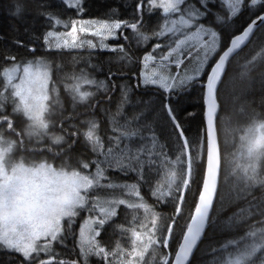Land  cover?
<instances>
[{
	"label": "snow or ice",
	"instance_id": "snow-or-ice-1",
	"mask_svg": "<svg viewBox=\"0 0 264 264\" xmlns=\"http://www.w3.org/2000/svg\"><path fill=\"white\" fill-rule=\"evenodd\" d=\"M118 2L126 14L88 20L73 18L84 0L6 5L27 38L0 40V264H264V0ZM85 44L66 72L60 53ZM229 100L243 124L224 166L244 204L222 219Z\"/></svg>",
	"mask_w": 264,
	"mask_h": 264
},
{
	"label": "trees",
	"instance_id": "trees-1",
	"mask_svg": "<svg viewBox=\"0 0 264 264\" xmlns=\"http://www.w3.org/2000/svg\"><path fill=\"white\" fill-rule=\"evenodd\" d=\"M11 0H0V40H3L6 36H11V35H19L21 39H26L27 37L23 33V31H17V29L20 27V25L23 23L21 21H18L15 17L11 16L7 9L6 5L10 4ZM84 6L85 10L83 15L80 18L83 19H97V18H105V13L108 11L110 7H117L119 8L120 12L122 15L126 14V10L123 8V6L118 2V0H84ZM51 7L53 10L57 9L60 7L59 5V0H51ZM155 21V17L151 18L150 23ZM29 23H35V21H32L29 19ZM42 31V29H39ZM122 42V41H121ZM154 41H150L148 45H145L144 47L148 48V50H151V44ZM110 44H115L117 41H111L109 42ZM23 51V49H21ZM92 51V56H91V62L96 63L98 58L103 59L105 64H107L108 60L112 57V53L107 52V51H98V50H91ZM89 49L88 48H82L79 50H64L63 52L60 53V55L63 57L65 61V71L66 72H72L73 70L78 71L80 67L84 66V62L89 59L88 56ZM82 57L83 59H80L78 63L75 64V67H73L72 61L73 58H80ZM173 71L175 70L174 68L172 69ZM137 76L139 75V66H137ZM96 79H102L104 77L103 72H97L94 74ZM258 79L257 72L252 73V86L254 89H257L255 91L254 96L256 100H259L260 97V92L258 91L259 89V84L256 83V80ZM133 85H135V78H133ZM63 87L64 84L63 82L58 83V88L60 90L62 98L66 100V97H64L63 93ZM85 90H88L87 86H82ZM248 99H252V96H249ZM239 102L235 105L231 103V100H229V107L228 111L226 113V116H231L232 119L225 120V123L223 127L221 128L219 132V143H220V149H221V158H222V171H221V183H220V189H219V194L217 198V202L215 207L220 208L219 216L220 218H227L230 216L233 212H235L238 207L243 206L244 202L240 201L237 203L235 201V190L232 185H229L228 183L225 182V166H224V157L228 156L232 152L236 150V146L238 144V134L232 132V129L238 127L240 124H243L242 118L238 117L236 115V112L239 108ZM190 107L192 108V111L194 113L199 112V108L196 106V101L193 100L191 102ZM239 121V124H238ZM198 124V120L193 123V131H195L196 125ZM104 129L103 126L101 128V132L103 133ZM227 141V143H226ZM199 162H194V167L198 168ZM196 185L192 184V192L188 193V199L189 203H191V200L193 198V192H195ZM198 196V193H196ZM146 199L151 203L152 200L150 197H146ZM183 210L185 213L188 212L189 208L188 205L182 206ZM157 211H162L161 206L157 205L156 206ZM175 230V226H174ZM119 234L117 235V237ZM224 239L221 238L220 236H217L215 238V242L213 244L214 247H219L220 244L224 243ZM72 248V241L70 240L68 242V249L71 250ZM78 251V249H77ZM209 260L212 259L211 256L208 257Z\"/></svg>",
	"mask_w": 264,
	"mask_h": 264
},
{
	"label": "rangeland",
	"instance_id": "rangeland-1",
	"mask_svg": "<svg viewBox=\"0 0 264 264\" xmlns=\"http://www.w3.org/2000/svg\"><path fill=\"white\" fill-rule=\"evenodd\" d=\"M83 13L80 15V17L83 15ZM80 17H73V18L80 19ZM77 27H79V25ZM58 30L59 31H63L62 28H60ZM77 35H78L79 39H82V40H89L90 39L94 43L98 44V39L96 37H94V36L89 35L88 33H82V34L81 33H77ZM111 41H116V40H109V41H106V43L110 44L109 42H111ZM83 48H87V45L85 44ZM80 49H82V48H80ZM68 50H79V49H68ZM93 50H98V49H93ZM53 51H55V50H53ZM153 70H157L156 66H155V64L153 62H149L146 71H153ZM225 173H226L225 174V182L228 183L229 185L233 186V183H234L233 177L230 175V173H229V171H228V169L226 167H225ZM163 178L164 177L161 176V179H163ZM132 199H134V198H132ZM131 221H132V217H131V215H129L128 218H127L126 226H131ZM128 235L130 236V233ZM117 238H119V236ZM121 242H122V244L127 245V241L126 240H122Z\"/></svg>",
	"mask_w": 264,
	"mask_h": 264
},
{
	"label": "water",
	"instance_id": "water-1",
	"mask_svg": "<svg viewBox=\"0 0 264 264\" xmlns=\"http://www.w3.org/2000/svg\"><path fill=\"white\" fill-rule=\"evenodd\" d=\"M221 171H222V158H221V169H220V174L218 176V191H217V195L214 199V206L216 205L217 202V198H218V194H219V189H220V183H221Z\"/></svg>",
	"mask_w": 264,
	"mask_h": 264
}]
</instances>
